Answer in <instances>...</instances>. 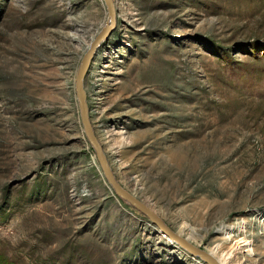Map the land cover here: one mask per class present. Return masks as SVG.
<instances>
[{
	"label": "rangeland",
	"instance_id": "1",
	"mask_svg": "<svg viewBox=\"0 0 264 264\" xmlns=\"http://www.w3.org/2000/svg\"><path fill=\"white\" fill-rule=\"evenodd\" d=\"M112 1L85 91L116 178L210 255L244 225L231 264H264V0ZM108 19L0 0V264H205L114 193L83 131L77 70Z\"/></svg>",
	"mask_w": 264,
	"mask_h": 264
},
{
	"label": "water",
	"instance_id": "2",
	"mask_svg": "<svg viewBox=\"0 0 264 264\" xmlns=\"http://www.w3.org/2000/svg\"><path fill=\"white\" fill-rule=\"evenodd\" d=\"M103 1L108 11V24L93 40L89 49H87L86 53L83 55L76 76V96L77 103L80 109L83 131L96 152V157L105 179L107 180L111 189L118 197H120L122 200L126 201L131 206H133L136 210L148 217L149 222L153 226H155L163 236L170 239L182 249L188 251L191 255L200 258L205 264H219L217 260L213 258L209 253L195 247L185 238L173 232L153 210H151L146 204H144L140 199L135 197L132 193L124 189V187L119 183L118 179L116 178L105 153L104 147L95 133L90 117L87 93L85 91V79L94 62V59L97 55V51L100 49L102 43L109 37L116 23V11L113 1Z\"/></svg>",
	"mask_w": 264,
	"mask_h": 264
},
{
	"label": "bare ground",
	"instance_id": "3",
	"mask_svg": "<svg viewBox=\"0 0 264 264\" xmlns=\"http://www.w3.org/2000/svg\"><path fill=\"white\" fill-rule=\"evenodd\" d=\"M88 49H89V47H88ZM221 231V233L224 235V240L225 241H231V242H233V241H235V243H234V246L232 247V249L230 250V251H228V252H221V249L220 248H222V245H218V246H216L213 250H212V252H211V256L213 257V258H215L216 260H217V262L219 263V264H231L232 263V261H233V258L235 257V254H236V251L241 247L240 245H241V243H242V246L244 247V246H248V244H249V241H248V239L247 238H242V237H240L239 239H236L235 238V236L233 235L235 232H242V233H244L245 232V230H246V227L243 225V226H240V227H238L237 226V228H234V227H226L225 225H223L222 227H221V229H220ZM232 238L234 239V240H232ZM228 241V242H229ZM188 242H190L191 243V241H188ZM245 243V244H244ZM248 248V251H247V253H252L254 250H252L250 247H247ZM246 248V249H247ZM220 253H221V255H220Z\"/></svg>",
	"mask_w": 264,
	"mask_h": 264
}]
</instances>
